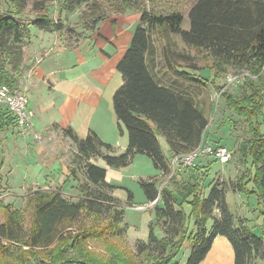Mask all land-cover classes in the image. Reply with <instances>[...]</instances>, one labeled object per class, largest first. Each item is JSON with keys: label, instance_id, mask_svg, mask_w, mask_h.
<instances>
[{"label": "trees", "instance_id": "trees-1", "mask_svg": "<svg viewBox=\"0 0 264 264\" xmlns=\"http://www.w3.org/2000/svg\"><path fill=\"white\" fill-rule=\"evenodd\" d=\"M88 1L64 0L68 10ZM109 2L114 5L112 13L128 10L140 13L129 46L116 64L122 83L112 96L118 133L126 132L127 147L116 152L93 131L80 138L70 127L62 128V135L76 147L71 173L79 181L82 198L71 201L59 191L28 194L27 226L18 209L1 202L0 264H174L185 241L190 247L185 264H200L216 236L225 237L231 245L233 264L264 261V0H195L187 13L190 22L187 30L181 28V12L148 11L142 0ZM2 3L9 6L5 12L1 11ZM26 3V0H0V85L13 89L26 68L22 64L23 46L30 38V27L60 32L64 26L54 23L48 8L38 2H34L33 9L39 14L24 20ZM109 17V14L91 15L85 20V26L89 25L86 30L96 31L97 25ZM152 32L159 41L168 34L178 35L198 56L210 62L200 67L188 55L175 56L171 45L163 43L165 63L160 70L164 75L158 76L154 70L156 47ZM83 33L75 43L87 37ZM230 68H245L250 73L242 83L241 94L224 88L222 80ZM207 85L247 125L248 136L240 137L235 151L237 162L245 168L231 183H206L209 168L195 162L182 167L187 179L183 185L178 183L176 173L168 179L176 191L168 186L159 190L154 177L140 179L146 200H156L147 241L135 242V255L144 254L146 261L137 263L136 259L126 260L120 254L104 257L87 249V239L103 243L107 238L125 234L126 228L120 227L124 208H117L120 200L110 192L115 186L105 181V169L90 160L101 159L117 169L131 164L136 154H144L155 169L169 173L170 160L162 152L157 137L165 140L171 157L187 153L203 142L209 124L208 110L196 102L192 87ZM79 171L81 180L77 177ZM228 190L255 197V210H259L262 218L259 234L247 226L248 219L230 211L226 201ZM127 195L129 199L132 197L129 191ZM101 213L108 214L107 223L98 226L96 216ZM91 215L96 222L84 227L82 217ZM78 223L82 224L79 230L69 232ZM157 224L164 234L160 239L153 232ZM110 251L114 254V250Z\"/></svg>", "mask_w": 264, "mask_h": 264}, {"label": "crops", "instance_id": "crops-1", "mask_svg": "<svg viewBox=\"0 0 264 264\" xmlns=\"http://www.w3.org/2000/svg\"><path fill=\"white\" fill-rule=\"evenodd\" d=\"M139 18L140 13L135 10L109 17L97 25L90 40L83 39L75 47H63L56 43L54 33L30 27V38L23 46L22 64L26 68L16 89L26 93L28 107L34 112L33 132L50 135L52 139L42 143L36 142L32 133L19 129L13 116L0 106V203L19 209V201L26 200V196L34 191H59L71 201L82 198L79 181L71 173L73 166L68 164L69 155L76 152L75 145L73 146L70 138L62 136V128L70 127L80 138L93 131L103 142L111 144L115 151L122 152L126 149L127 135L125 131L122 135L118 133L112 96L122 83L116 64L129 46L133 28L139 23ZM184 18L183 15V21ZM163 46L162 43L161 52ZM158 53L156 47V57ZM161 67L164 68V64ZM162 72L158 71V76H161ZM157 138L162 152L170 160L168 145L161 136ZM90 162L105 169L107 183L115 186L117 184L114 179H122L118 174L112 173L114 168L107 166L103 160L91 159ZM198 165L206 167L207 164ZM155 170L156 176L163 174ZM77 177L82 179L80 171ZM140 179L138 178V183ZM117 183H121V180ZM178 183L182 185L179 180ZM43 188L45 189L42 190ZM114 188L116 189L113 190ZM114 188L111 194L116 197L115 191L118 188ZM127 191H122L124 195L117 198L131 202L132 193L129 191L132 196L129 199ZM231 193L240 196L242 200L240 203L235 201L233 205L226 192L230 211L235 216L248 219L247 226L253 231L259 230L262 218L258 217L256 220L253 197ZM144 200L145 204L150 202L145 196ZM242 203L244 204L241 205ZM158 205L161 206V202H158ZM150 208L153 210V205L141 211L146 212L142 216L147 217L141 227L126 222V233L130 232L131 241H147L149 224L154 221ZM238 210L240 214L237 213ZM160 232L161 235L154 232L158 239L164 236L162 230ZM216 241L230 250L226 238L216 236L209 252ZM184 246L189 247L188 241L183 243L181 250ZM232 254L233 251L230 252V259H227L229 264H233Z\"/></svg>", "mask_w": 264, "mask_h": 264}, {"label": "rangeland", "instance_id": "rangeland-1", "mask_svg": "<svg viewBox=\"0 0 264 264\" xmlns=\"http://www.w3.org/2000/svg\"><path fill=\"white\" fill-rule=\"evenodd\" d=\"M118 1V0H117ZM195 0H142V5L146 7V9L149 11L156 13H170V12H181L185 18L184 21L181 24V28L183 30H187L189 28V18L186 12H188L190 6L194 3ZM26 7L25 11L22 14V18L24 20L27 19H33L35 16L39 14V12L35 11L33 7L35 6L34 2L42 3L43 6H46L49 11V16L52 19V21L60 22L62 23L63 29L60 32H53L56 37V43L62 45L63 47H75L77 45V42L75 43V40L77 38H81L79 35H81L84 31L86 33L89 30H86L89 25L85 26V20L87 18H90L91 15L97 14H109L110 17L117 15L116 13H112L114 10V5L110 6L109 0H89L87 4L81 3L79 5H75L76 7H71L70 10L66 9L67 5L65 4L64 0H26ZM158 3V4H157ZM94 4V5H91ZM97 4V6H96ZM157 4V5H156ZM9 8L8 4L2 3L1 5V11L5 12ZM135 28V27H134ZM133 28V29H134ZM72 29H75L72 30ZM134 31V30H133ZM85 32L83 35L86 34ZM95 30L91 31L90 33H87L86 38L80 39V42L85 40H90L91 37L94 35ZM152 37L154 40V45L157 47L159 53L156 58V71L162 72L159 70V68L165 63L164 62V56L161 52V44L162 43H169L171 45V49L174 51V54H185L191 57L192 63L200 66L205 67L208 65V62H210V59H203L202 57L198 56L195 52V49L192 47H188L185 43H183L178 35H171L168 34L166 38L162 40H157L155 37L154 32H152ZM177 61L183 62L182 59L175 57ZM202 72H205L206 70H201ZM164 75V72H162ZM207 73V71H206ZM249 71L245 68L242 69H236V68H230L226 76L223 78L222 83H224V88H226L228 91L236 94L243 93V87L242 83L246 77V75H249ZM239 76L238 81H231L229 82V78L233 76ZM195 95L196 102L202 105L205 109L208 110L207 114L209 116V124L207 127V130L203 137L202 145H210V146H225L231 151V158L227 163H220L216 159L211 157H199L196 159V163H206L207 167L209 168V173L207 176L206 183H209L210 181H218L223 183H231V181H234L236 177L240 174L242 169L245 168L244 165H241L237 162V156H236V149L237 144L240 141V137L246 134L245 132L248 131L247 125L245 124L244 120L241 117H237L232 110H229L226 108L225 101L222 100L219 97V94L214 92L212 88L207 85L202 88L200 87H192ZM13 89V88H12ZM16 89V88H14ZM212 105H209V104ZM232 122V125H231ZM235 128V129H234ZM27 133V132H25ZM63 136V135H62ZM248 136V134H246ZM65 137V136H64ZM71 140V139H70ZM67 142V141H66ZM72 142V140H71ZM73 146L74 143L72 142ZM72 146V145H71ZM72 146V147H73ZM76 149V147L74 146ZM120 149H118L119 151ZM117 152V151H116ZM73 155H69V163L71 166H73ZM72 157V158H71ZM204 158V160H202ZM204 161V162H203ZM182 167L179 170H175V177L177 180L181 182L183 185L186 182V174L182 172ZM156 170L154 169L152 162L149 157H147L144 154H136L130 165L122 168L113 169L112 173L118 174L122 179H114V183L118 189L115 191L116 197H120L123 194L122 191L129 190L132 193V201L127 203L126 201H121L118 205V209L124 208V220L120 223V227L127 228L126 222H128L130 225H138V227H141L144 223L146 216H142L143 213L141 212L144 210H133L128 208L127 206L131 205H141L145 204L144 195L140 188V185L138 183V178L146 179L150 177H157V188L160 190L163 186H168L169 189L174 190L175 185L171 182L169 183L168 179L172 177L174 174L173 170L170 168V172L167 174H162L159 176L155 175ZM113 174V175H116ZM155 175V176H154ZM118 180H121V183H117ZM119 185V186H118ZM123 186V187H120ZM43 188L42 190H44ZM114 188L113 190H115ZM112 190V191H113ZM110 191V192H112ZM176 191V189H175ZM207 192V189L205 193ZM2 193V192H0ZM229 201L233 203L236 201L237 203H240L242 198L240 196H235L231 192L227 191ZM252 202L253 206H256L255 197L252 196ZM69 198V197H66ZM124 200V199H123ZM24 199L22 202L19 201V211H20V217L22 218L24 225L27 226L30 219V209L25 205ZM13 203V202H12ZM242 203L241 205H243ZM13 206V205H12ZM126 207V208H125ZM153 211L152 208H150ZM185 209L188 211V207L185 206ZM255 214H256V220H258V217H261L259 214V210L256 208ZM253 211V212H254ZM240 214L241 212L238 210L237 212ZM255 214H252L255 215ZM107 215L106 213H101L100 216H96L97 221L99 222L98 226H102L105 223H107ZM237 215V214H236ZM94 215L91 216H83L82 222L84 227L90 226L93 224V222H96L94 220ZM153 218H155V214L153 211ZM2 221V211L0 210V222ZM211 222L208 223V227ZM80 223L75 224L73 228L69 231L72 233L77 232L80 228ZM125 228V234L123 233L121 236L116 237H110L107 238L106 241L103 243L93 239H87L86 246L87 249H90L94 251L95 253H98L100 255H103L104 257L113 258L115 255H121L124 257V259L128 260L130 258L136 259L137 263L146 261L144 259V254L135 255L136 249H135V241H131L129 239L130 232L126 233ZM189 228H192L191 222L189 225ZM161 228L157 224L153 226V231L156 232V234L161 235L160 232ZM256 234L260 233V229H256L254 231ZM129 235V236H128ZM186 242V241H185ZM217 242V241H216ZM102 243V244H101ZM104 244V245H103ZM223 244L215 243L212 246L211 252H209L204 258L203 261H201L200 264H229L228 258L230 259V252L232 253L231 245L228 243L230 250L225 249ZM223 247V248H222ZM189 248L187 246H184L183 250H180L175 259L174 264H185L186 260L189 255ZM114 250V254L111 253L110 250ZM233 256V254H232ZM103 259V258H102ZM232 259V258H231ZM221 260V261H220ZM33 264V263H32ZM256 264H264V261L257 260Z\"/></svg>", "mask_w": 264, "mask_h": 264}, {"label": "built area", "instance_id": "built-area-1", "mask_svg": "<svg viewBox=\"0 0 264 264\" xmlns=\"http://www.w3.org/2000/svg\"><path fill=\"white\" fill-rule=\"evenodd\" d=\"M239 76L235 75L229 78V82L238 81ZM0 106L4 107L14 118L17 127L24 132L32 133L34 140L42 143L51 140L50 135L33 132L34 112L28 107V98L25 92L19 89H12L8 85H0ZM199 156H210L217 159L218 162L224 164L231 158V151L225 146L202 145V142L187 153H179L172 155L170 159V168L175 173L181 167L194 165ZM173 173V174H174ZM156 200L150 201L148 204L131 205L134 210L146 209L154 205Z\"/></svg>", "mask_w": 264, "mask_h": 264}]
</instances>
